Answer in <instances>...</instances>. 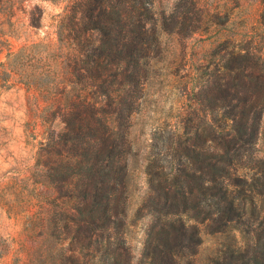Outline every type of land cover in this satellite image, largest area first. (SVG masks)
I'll list each match as a JSON object with an SVG mask.
<instances>
[{
    "label": "rangeland",
    "instance_id": "obj_1",
    "mask_svg": "<svg viewBox=\"0 0 264 264\" xmlns=\"http://www.w3.org/2000/svg\"><path fill=\"white\" fill-rule=\"evenodd\" d=\"M176 1L155 3L168 14ZM187 1L192 34H160L157 44L144 45L142 62L125 66L100 54L96 34L76 27L69 36L59 27L76 0H0V264H59L57 250L70 255L72 206L80 202L69 193L81 173L76 159L87 151L88 158L115 133L131 146L132 214L146 190L149 145L189 120L200 124L190 109L194 93L210 72L228 75L221 66L230 52L264 47V0ZM128 75L132 91L124 94ZM254 149L256 159L264 156L261 138ZM146 223L129 227L134 256ZM200 237L195 264L246 241L236 227L202 230Z\"/></svg>",
    "mask_w": 264,
    "mask_h": 264
},
{
    "label": "trees",
    "instance_id": "obj_2",
    "mask_svg": "<svg viewBox=\"0 0 264 264\" xmlns=\"http://www.w3.org/2000/svg\"><path fill=\"white\" fill-rule=\"evenodd\" d=\"M192 4L178 0L165 14L155 0H76L59 27L69 36L76 27L96 34L101 55L135 66L147 57L144 45L157 44L160 34H192L185 17ZM221 69L226 77L210 72L211 80L194 93L190 109L200 124L189 120L149 145L146 190L132 214L131 146L115 133L88 158V151L80 154L81 173L69 191L80 201L72 206L73 244L68 256L57 250L59 264H195L201 231L231 227L246 241L227 244L209 264H264V156H254L259 139L264 142V47L230 52ZM131 79L123 78L124 94L132 91ZM143 219L142 247L134 256L129 227Z\"/></svg>",
    "mask_w": 264,
    "mask_h": 264
}]
</instances>
